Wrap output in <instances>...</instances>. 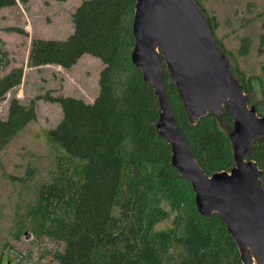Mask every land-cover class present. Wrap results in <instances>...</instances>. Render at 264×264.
<instances>
[{
    "label": "trees",
    "instance_id": "1",
    "mask_svg": "<svg viewBox=\"0 0 264 264\" xmlns=\"http://www.w3.org/2000/svg\"><path fill=\"white\" fill-rule=\"evenodd\" d=\"M29 1L0 0V8ZM193 2L248 108L263 116L264 0L253 16L239 19L244 29L235 34L234 48L217 36L216 16L201 0ZM135 3L82 0L71 12L72 32L66 38L29 40L27 67L54 65L69 70L84 54L102 65L92 102L50 91L36 97L60 108L58 121L46 134L66 153L57 159L25 214L35 239L45 237L59 245L42 252L39 260L48 258L45 264H243L221 216L198 213L194 189L172 164L171 145L159 134L158 96L131 59ZM253 21L258 30L248 32ZM158 58L161 91L187 149L207 177L229 173L237 163L230 139L233 118L226 105L190 123L161 51ZM22 78V67H10L0 38V103L10 94L5 116H0V151L36 121L33 100L23 103L12 93ZM243 158L253 161L259 171L264 227V137L254 139ZM21 235L22 231L15 236Z\"/></svg>",
    "mask_w": 264,
    "mask_h": 264
},
{
    "label": "water",
    "instance_id": "2",
    "mask_svg": "<svg viewBox=\"0 0 264 264\" xmlns=\"http://www.w3.org/2000/svg\"><path fill=\"white\" fill-rule=\"evenodd\" d=\"M132 35L131 59L158 96L159 134L171 145L172 164L194 189L198 213L209 217L216 212L221 216L243 264H251L252 259L256 264H264L263 192L258 182L259 171L253 161L243 158L252 141L264 137V114L258 117L253 107L248 108L193 0H136ZM157 49L162 52L190 123H197L208 111L220 112L221 102L232 115L230 139L237 166L229 173L207 177L187 149L161 91Z\"/></svg>",
    "mask_w": 264,
    "mask_h": 264
},
{
    "label": "rangeland",
    "instance_id": "3",
    "mask_svg": "<svg viewBox=\"0 0 264 264\" xmlns=\"http://www.w3.org/2000/svg\"><path fill=\"white\" fill-rule=\"evenodd\" d=\"M81 1L30 0L26 5L0 8V38L9 53L10 67L23 69L21 84L12 93L23 103L33 100L37 115L36 121L23 127L0 151V264H45L48 258L39 260L40 254L59 248L55 241L45 237L35 239L30 223L25 220L37 190L49 180L57 159L66 155L46 134L58 121L60 108L36 97L50 91L53 95L80 97L92 102L102 65L88 54L82 55L69 70L54 65L30 68L26 66V58L30 38L60 40L72 32L70 15ZM201 2L216 16L217 36L228 48L236 46L235 34L243 33L239 19L253 16L262 5V0ZM256 30L258 24L253 21L248 32ZM9 96L8 93L0 103L1 117L5 116ZM219 104L220 109L225 106L224 102ZM161 112L165 118L162 105ZM20 231L23 235L17 239L15 235Z\"/></svg>",
    "mask_w": 264,
    "mask_h": 264
},
{
    "label": "bare ground",
    "instance_id": "4",
    "mask_svg": "<svg viewBox=\"0 0 264 264\" xmlns=\"http://www.w3.org/2000/svg\"><path fill=\"white\" fill-rule=\"evenodd\" d=\"M247 251H248V248L246 247ZM251 264H256L255 261L252 259L251 261Z\"/></svg>",
    "mask_w": 264,
    "mask_h": 264
}]
</instances>
